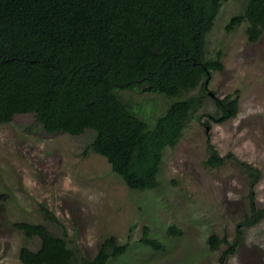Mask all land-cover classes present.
I'll list each match as a JSON object with an SVG mask.
<instances>
[{
	"label": "trees",
	"instance_id": "trees-1",
	"mask_svg": "<svg viewBox=\"0 0 264 264\" xmlns=\"http://www.w3.org/2000/svg\"><path fill=\"white\" fill-rule=\"evenodd\" d=\"M223 3L0 0V125L9 124L17 115L32 114L49 134L81 136L93 131L85 154L93 150L105 157L130 190H157L166 150L179 144L191 116L202 120L207 82L225 69L222 52L213 59L206 47ZM246 3L227 30L247 23L248 41L256 43L264 34V0ZM198 88L200 94L181 98ZM123 91L160 93L174 101L149 123L123 98ZM213 101L216 112L209 115L211 120L225 122L238 115L239 93ZM230 160L251 178L250 211L233 243L215 234L208 239L212 251L228 244L219 264H228L241 245L242 228L264 219V208L258 207L254 195L262 172L233 154L222 156L208 144L206 165L220 168ZM4 198L0 194V202ZM48 220L60 224L55 216ZM14 227L27 242L40 239L37 250L22 246V264H110L129 249L113 236L101 244L94 258L87 259L69 245L66 230L58 236L46 224L19 222ZM167 232L171 236L183 233L177 226ZM141 243L164 250L162 242L148 232Z\"/></svg>",
	"mask_w": 264,
	"mask_h": 264
},
{
	"label": "rangeland",
	"instance_id": "rangeland-1",
	"mask_svg": "<svg viewBox=\"0 0 264 264\" xmlns=\"http://www.w3.org/2000/svg\"><path fill=\"white\" fill-rule=\"evenodd\" d=\"M246 2L224 0L206 47L209 57L222 52L225 69L207 82L202 120L191 116L179 144L166 150L157 190L132 191L105 157L93 150L85 154L93 131L49 134L32 114L0 125V194L5 196L0 202V264H22V246L39 247L38 237L27 242L14 227L19 222L46 224L58 236L66 230L69 245L87 259L114 236L129 249L110 264H219L228 244L212 251L208 239L215 234L235 241L250 211L251 178L233 160L220 168L206 165L209 143L222 156L233 154L262 172L254 195L264 208V34L251 43L247 23L227 30ZM200 92L198 88L181 98ZM236 93L241 96L238 115L225 122L211 120L213 99ZM121 95L149 123L174 101L160 93ZM206 121H211L209 127ZM171 226L182 235H169ZM242 230L243 241L228 264H264V219ZM147 232L164 250L141 243Z\"/></svg>",
	"mask_w": 264,
	"mask_h": 264
},
{
	"label": "bare ground",
	"instance_id": "bare-ground-1",
	"mask_svg": "<svg viewBox=\"0 0 264 264\" xmlns=\"http://www.w3.org/2000/svg\"><path fill=\"white\" fill-rule=\"evenodd\" d=\"M246 7V6H245ZM244 11V10H243ZM220 12V11H219ZM218 16V15H217ZM209 34V33H208ZM262 37V36H261ZM207 56V55H206ZM208 58V57H207ZM213 59H215L214 57H212ZM213 77V76H212ZM205 84V83H204ZM203 85V84H202ZM140 91V90H139ZM215 96V95H214ZM216 97V96H215ZM220 100V99H219ZM240 104V103H239ZM152 126V125H151ZM250 165V164H249ZM253 166V165H252Z\"/></svg>",
	"mask_w": 264,
	"mask_h": 264
}]
</instances>
